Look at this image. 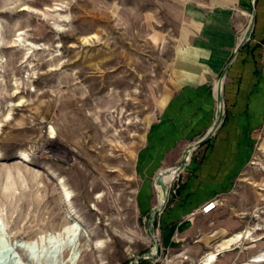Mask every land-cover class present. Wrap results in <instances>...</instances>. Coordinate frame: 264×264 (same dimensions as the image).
Segmentation results:
<instances>
[{
  "label": "rangeland",
  "instance_id": "obj_1",
  "mask_svg": "<svg viewBox=\"0 0 264 264\" xmlns=\"http://www.w3.org/2000/svg\"><path fill=\"white\" fill-rule=\"evenodd\" d=\"M183 1L0 0V263L68 264L66 238L27 254L14 243L75 219L73 264H202L181 251L147 256L149 212L137 198L147 129L174 90ZM258 192L238 229L250 226L251 235L238 249L231 235L213 264H264L252 261L264 252Z\"/></svg>",
  "mask_w": 264,
  "mask_h": 264
},
{
  "label": "crops",
  "instance_id": "obj_2",
  "mask_svg": "<svg viewBox=\"0 0 264 264\" xmlns=\"http://www.w3.org/2000/svg\"><path fill=\"white\" fill-rule=\"evenodd\" d=\"M250 6L251 0L182 3L187 27L174 52V90L149 125L138 156L142 212L157 204L156 175L177 166L186 147L212 128L217 83L226 69L223 115L212 136L192 151L185 168L167 185V202L153 225L161 252L181 251L201 260L245 225L251 208L246 204L257 189L264 197V150L259 149L264 144V0L255 1L251 36L235 53ZM210 199L218 205L202 214L201 205ZM230 244L234 249L241 245Z\"/></svg>",
  "mask_w": 264,
  "mask_h": 264
},
{
  "label": "bare ground",
  "instance_id": "obj_3",
  "mask_svg": "<svg viewBox=\"0 0 264 264\" xmlns=\"http://www.w3.org/2000/svg\"><path fill=\"white\" fill-rule=\"evenodd\" d=\"M23 8H26V6H24ZM250 18H251V15H250ZM249 22H250V20H249ZM18 35H20V34H18ZM243 37H244V35H242L240 40H242ZM31 45L33 46V44H31ZM259 149H263L264 150V144H260L259 145ZM18 157L21 160H23V161H29V158H28L27 154H25L23 152H20ZM251 163L255 164V162H251ZM177 172L178 171L176 169V166L173 167V168H165V169H163V170H161L159 172L160 174L158 176L159 177L158 184L155 186V191H156V194H157L156 195V197H157L156 206L161 204L162 201H163L162 196H161L162 185H164V184L167 185L169 182H171V180L175 177ZM262 189H264V188H262ZM61 191H62V195H63L64 200L65 201H69L70 193H69L68 189L65 187V185L63 183H61ZM263 200H264V198H263ZM0 222H1V218H0ZM80 231H81V228H80L77 220H75V219L74 220H70V222L68 224L62 226L59 229V231L54 232V233L46 232L44 234L38 235L35 238L29 239V240H27V241H25L23 243H21V242L14 243V248L16 250L26 251L25 254H27L28 251H31V250H33L35 248L40 247V246L43 247L47 242L48 243H56L57 244L56 246L58 248H60L62 244L63 245L65 244V242L62 243V244L61 243L59 244V243H57V241L59 242V240H57V239L59 237H63V239L66 238L65 239L66 240V252H67V256H69V258L67 259V263L68 264H73L75 259H76V256H77L75 240L78 237V235L80 234ZM0 232H2V229H0ZM251 232H252V229L247 227L243 231H239V232L235 233L234 237L239 239L238 242H241L243 239H245L248 236H250ZM43 241H44V243H42ZM45 241H47V242L45 243ZM220 249L221 248H218V249H215V250H211V251H207L203 255V257L201 258L202 264H213V263H215L217 261V257H218V253H219ZM263 260H264V252H262V253H260L258 255H255L253 257L252 261L253 262H259V261H263ZM0 264H8V263H0ZM10 264H43V263H41V260H38V259H36L35 262H32V263L29 262L28 263L27 260L24 261L19 256V258L11 259ZM232 264H235V263H232Z\"/></svg>",
  "mask_w": 264,
  "mask_h": 264
},
{
  "label": "water",
  "instance_id": "obj_4",
  "mask_svg": "<svg viewBox=\"0 0 264 264\" xmlns=\"http://www.w3.org/2000/svg\"><path fill=\"white\" fill-rule=\"evenodd\" d=\"M256 0H251V18H250V22L249 25L245 31L244 37L243 39L240 41L239 45L236 47L235 53H237L245 44L246 42L249 40L252 30H253V26H254V18H255V9H254V3ZM228 67V65L226 66V68ZM226 69L222 72L218 83H217V88H216V100H217V111H216V118H215V122L212 126V128L200 139L194 141L193 143H191L190 145H188L186 147V149L183 151L182 157L180 159V163L176 166V169L178 172L182 171L186 164L187 161L192 153V151L198 147L199 145H201L203 142H205L206 140H208L212 134L214 133V131L217 129V127L220 125L221 120H222V115H223V104H222V96H221V89H222V78L225 74ZM159 174L156 175L155 179H154V187L158 184V180H159ZM161 196H162V203L159 204L156 207H153L148 214V220H147V230L149 235L153 238V249L151 252L147 253L148 257H156L158 255V249H159V245L158 242L156 240V236L154 234V230H153V223L154 220L156 218V215L158 214L159 211H161L168 199V186L167 185H162V189H161ZM2 227V225L0 224V228Z\"/></svg>",
  "mask_w": 264,
  "mask_h": 264
},
{
  "label": "built area",
  "instance_id": "obj_5",
  "mask_svg": "<svg viewBox=\"0 0 264 264\" xmlns=\"http://www.w3.org/2000/svg\"><path fill=\"white\" fill-rule=\"evenodd\" d=\"M217 205H218L217 200L210 199V200L206 201L203 205H201L200 212L202 214H208L211 211H213Z\"/></svg>",
  "mask_w": 264,
  "mask_h": 264
},
{
  "label": "trees",
  "instance_id": "obj_6",
  "mask_svg": "<svg viewBox=\"0 0 264 264\" xmlns=\"http://www.w3.org/2000/svg\"><path fill=\"white\" fill-rule=\"evenodd\" d=\"M250 9H251V6H250Z\"/></svg>",
  "mask_w": 264,
  "mask_h": 264
}]
</instances>
